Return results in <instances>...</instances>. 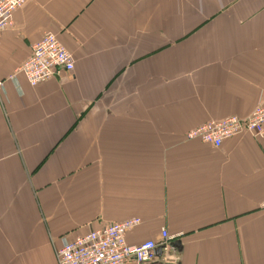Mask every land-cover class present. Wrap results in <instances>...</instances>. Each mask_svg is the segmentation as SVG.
<instances>
[{
    "label": "crops",
    "instance_id": "0c3cea01",
    "mask_svg": "<svg viewBox=\"0 0 264 264\" xmlns=\"http://www.w3.org/2000/svg\"><path fill=\"white\" fill-rule=\"evenodd\" d=\"M45 33L73 71L10 78ZM0 81V264L132 218L129 245L172 236L149 264H264V138H186L264 104V0H28Z\"/></svg>",
    "mask_w": 264,
    "mask_h": 264
},
{
    "label": "built area",
    "instance_id": "2783aa9c",
    "mask_svg": "<svg viewBox=\"0 0 264 264\" xmlns=\"http://www.w3.org/2000/svg\"><path fill=\"white\" fill-rule=\"evenodd\" d=\"M28 0H0V39L3 31L12 24L16 10ZM74 68L72 55L53 33H45L32 48L28 58L11 76L21 74L32 87L47 82L61 73H70ZM3 82L0 81V89ZM242 133L255 138H264V104L256 106L246 117L232 115L221 120H210L190 130L187 139H198L204 144L220 148L223 141ZM264 212V200L260 206ZM140 220L132 218L110 223L68 240L61 239L55 251L57 264H149L155 257L157 247L167 251L172 236L160 230L158 241L148 240L139 245H129L125 235L137 227Z\"/></svg>",
    "mask_w": 264,
    "mask_h": 264
},
{
    "label": "water",
    "instance_id": "95a60500",
    "mask_svg": "<svg viewBox=\"0 0 264 264\" xmlns=\"http://www.w3.org/2000/svg\"><path fill=\"white\" fill-rule=\"evenodd\" d=\"M163 256H164V253H163L162 249L159 248L158 249V254H157V257H158L157 259H160L161 260ZM155 264H168V263H155Z\"/></svg>",
    "mask_w": 264,
    "mask_h": 264
},
{
    "label": "rangeland",
    "instance_id": "374dc122",
    "mask_svg": "<svg viewBox=\"0 0 264 264\" xmlns=\"http://www.w3.org/2000/svg\"><path fill=\"white\" fill-rule=\"evenodd\" d=\"M28 2V1H27ZM21 65V64H20ZM10 78H11V76H10ZM2 82V81H1ZM125 166V165H124ZM80 167V166H79ZM79 171V170H78ZM45 172V171H44ZM77 172H75V174H76ZM113 223V222H112ZM62 238H65V239H68V238H66V237H62ZM60 243H61V241H60ZM164 257V256H163ZM162 257V258H163Z\"/></svg>",
    "mask_w": 264,
    "mask_h": 264
}]
</instances>
